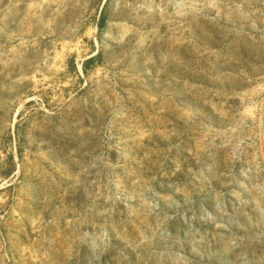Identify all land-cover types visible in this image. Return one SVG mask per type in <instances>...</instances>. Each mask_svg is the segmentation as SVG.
<instances>
[{"label": "rangeland", "instance_id": "obj_1", "mask_svg": "<svg viewBox=\"0 0 264 264\" xmlns=\"http://www.w3.org/2000/svg\"><path fill=\"white\" fill-rule=\"evenodd\" d=\"M0 264H264V0H0Z\"/></svg>", "mask_w": 264, "mask_h": 264}, {"label": "trees", "instance_id": "obj_2", "mask_svg": "<svg viewBox=\"0 0 264 264\" xmlns=\"http://www.w3.org/2000/svg\"><path fill=\"white\" fill-rule=\"evenodd\" d=\"M104 21H105L104 17H100V23H101L100 26L103 25Z\"/></svg>", "mask_w": 264, "mask_h": 264}]
</instances>
